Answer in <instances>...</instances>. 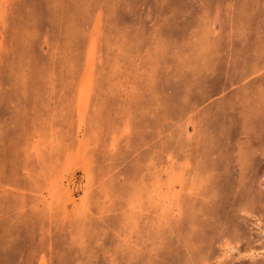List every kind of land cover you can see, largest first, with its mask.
I'll list each match as a JSON object with an SVG mask.
<instances>
[{"label": "rangeland", "instance_id": "obj_1", "mask_svg": "<svg viewBox=\"0 0 264 264\" xmlns=\"http://www.w3.org/2000/svg\"><path fill=\"white\" fill-rule=\"evenodd\" d=\"M0 20V264H264V0Z\"/></svg>", "mask_w": 264, "mask_h": 264}, {"label": "bare ground", "instance_id": "obj_2", "mask_svg": "<svg viewBox=\"0 0 264 264\" xmlns=\"http://www.w3.org/2000/svg\"><path fill=\"white\" fill-rule=\"evenodd\" d=\"M1 21V20H0Z\"/></svg>", "mask_w": 264, "mask_h": 264}]
</instances>
